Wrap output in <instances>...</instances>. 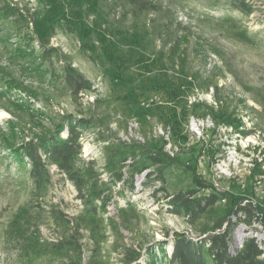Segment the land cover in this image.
Returning a JSON list of instances; mask_svg holds the SVG:
<instances>
[{"label":"rangeland","instance_id":"374dc122","mask_svg":"<svg viewBox=\"0 0 264 264\" xmlns=\"http://www.w3.org/2000/svg\"><path fill=\"white\" fill-rule=\"evenodd\" d=\"M149 1L158 10L134 17L120 0H93L94 6L73 9L63 0L56 9L49 1L0 0V9L7 10L0 13V264H145L150 251L156 263H164L156 249L166 243L169 250L164 233L196 237L165 205L166 195L194 188V179L208 186L202 193L221 195L222 213L237 199L264 207V0H246L250 14L238 12L233 0ZM11 9L26 21L8 14ZM32 11L40 13L45 49L53 50L50 63L39 67L47 70L42 78L28 69L37 62L15 52L42 51L32 35ZM175 38L187 56V72L210 77L220 89L216 98L212 86L205 91L196 83L186 94L171 95L178 85L186 89L184 78L159 58ZM67 67L88 79L92 90L71 97L61 78ZM63 115L91 122L79 140L80 157L94 160L99 170L105 163L102 148L117 141L169 159L135 175L132 191L112 186L106 210L93 214L56 168L48 167L49 184L36 189L27 160L23 170L6 150L54 130ZM119 153L126 160L117 163L122 161L129 178L134 168L127 166L139 151ZM155 170L163 174L162 186L145 181ZM105 173L101 178L107 181ZM161 187L164 191L154 192ZM231 222L229 236L235 233L231 241L237 247L239 231L246 238L264 231L257 221L247 225L231 216ZM240 225L243 231H236ZM53 244L63 248L55 251Z\"/></svg>","mask_w":264,"mask_h":264},{"label":"trees","instance_id":"16d2710c","mask_svg":"<svg viewBox=\"0 0 264 264\" xmlns=\"http://www.w3.org/2000/svg\"><path fill=\"white\" fill-rule=\"evenodd\" d=\"M51 2L56 9L57 6L61 8L62 5L57 0H40L42 2ZM66 5L73 9L81 6L82 3L92 4L93 0H63ZM97 1V0H96ZM122 3L129 5L132 8V15L139 17L147 15L151 12H156L158 7L149 0H120ZM55 4V5H54ZM234 8L241 14H250L251 7L246 3V0H233ZM4 8L0 9V13L6 15ZM8 14L16 15L21 20L26 21V17L17 9H11ZM31 20L32 35L38 41L40 49L42 50L37 56L33 55V49L29 52L22 51L18 47L15 52H19L21 58L30 63L33 62L35 68L33 72H37L38 78H42L47 74L46 69L39 67L44 65V62L51 61L52 49H45L47 42L46 35L43 31V23L39 19L40 13L32 11L28 13ZM166 33H170L168 30ZM137 34V33H136ZM170 46L166 49L164 55L159 58L162 65L173 68H179L178 73L184 78L182 83L186 86L183 91L180 85L171 91L172 96L181 95L189 92L196 83L200 90L208 91L212 86L213 96L216 98L220 89L217 84L210 80L206 81L200 79L197 75H192L186 70L187 56L182 51L181 43L177 38L171 40ZM28 65V64H27ZM31 71V72H32ZM61 78L67 87L71 97L77 98L82 93H88L92 90L91 82L74 69L67 67L61 72ZM190 79L191 81H188ZM7 90V89H6ZM170 99H173L170 98ZM176 99V98H175ZM97 102V101H96ZM220 121H225L222 116L218 118ZM55 129H44L42 135H35L23 141L17 147H6L9 156L15 160L18 165L22 166L23 170L27 160L29 169L27 174L34 185V188L40 189L42 186L49 184L50 174L48 167L55 166L56 170L64 176L65 180L70 183L76 191V199L79 200L83 207L89 212L96 214L99 210L105 211L106 207L112 197L110 195V188L120 184L123 188H128L131 191L134 189L135 175L142 173L149 166H161L165 164V160L169 157L165 155H156L152 152L146 151L145 147L126 144L117 141L111 146L105 145L102 148L104 165L102 170L95 168L94 160H83L80 157L82 150L81 138L91 128L89 119L74 118L70 115H63L60 117V122L54 125ZM64 132V134H63ZM133 149L139 151L136 157L131 156L133 162L129 169L131 171L129 178H125L123 172L124 167L120 163L125 161L120 152V149ZM165 156V157H164ZM123 158L120 163L119 159ZM166 158V159H165ZM264 161V158H262ZM148 163L146 165L145 163ZM254 167H258L261 172L260 163L257 159L253 160ZM112 168V171H108ZM108 176L107 181L101 178V173L106 172ZM145 181H157L161 186L165 183L163 174L160 170L149 171L146 173ZM203 182L194 179V188L185 191H179L172 195H166L165 205L169 213L182 217L185 222L192 227L193 233L196 237H190L185 232H167L164 233L165 242L170 243L168 251L164 249L166 243L157 245L156 249L164 258V263H156L153 252H148L151 256L149 263L145 264H264V251L261 244L255 239L246 238L240 247L230 244V230L233 228L231 216L238 222L251 225L253 221H260L264 227V207L259 205H252V203L242 205L241 202H234L235 205L230 207L224 213L219 211L218 202L221 200V195L215 191L202 193L208 186L205 187ZM164 191L161 187L154 191ZM63 220L64 219L63 217ZM80 228L79 222L75 224V230L78 233ZM258 242V243H257ZM69 244V243H68ZM53 250L60 251L63 247L58 244L52 245ZM154 258V259H153ZM130 260H136V257ZM68 264V263H61Z\"/></svg>","mask_w":264,"mask_h":264},{"label":"built area","instance_id":"2783aa9c","mask_svg":"<svg viewBox=\"0 0 264 264\" xmlns=\"http://www.w3.org/2000/svg\"><path fill=\"white\" fill-rule=\"evenodd\" d=\"M51 167H52V170H55V166H51ZM224 167H225L224 164H222V174H223V168H224ZM222 174H221V175H222ZM257 223H259V225L261 226L260 228H263V230H264V227L262 226V224L260 223V221L257 220ZM240 226H241V227H239V228L244 229L242 225H240ZM239 228H237L236 231H237ZM236 231H235V232H236ZM248 233H257V232H253L252 230H249ZM246 234H247V233H244V237L241 239L240 242H243V241L246 239ZM257 234H260V235H261V238H264V231H262V232H260V233H257ZM231 240H233V243L235 242V233H234L233 239L230 238V244H233Z\"/></svg>","mask_w":264,"mask_h":264},{"label":"bare ground","instance_id":"6f19581e","mask_svg":"<svg viewBox=\"0 0 264 264\" xmlns=\"http://www.w3.org/2000/svg\"><path fill=\"white\" fill-rule=\"evenodd\" d=\"M241 231H243L241 228H239ZM238 229V230H239ZM261 236V235H260ZM244 237V233L242 234L240 231L237 233V235H236V245L237 244H242V242H240L241 241V239ZM249 237H251V238H255L259 243H261V241H262V239H261V237H252V236H249ZM257 242V243H258ZM240 244H239V247H240ZM263 249V251H264V248H262ZM264 257V256H263Z\"/></svg>","mask_w":264,"mask_h":264}]
</instances>
